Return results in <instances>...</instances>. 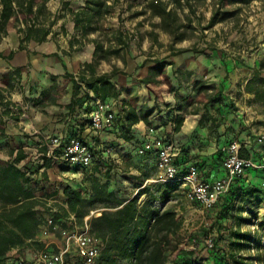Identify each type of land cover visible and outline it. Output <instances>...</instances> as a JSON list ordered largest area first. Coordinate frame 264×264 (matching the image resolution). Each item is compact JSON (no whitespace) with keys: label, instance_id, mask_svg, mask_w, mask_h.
<instances>
[{"label":"crops","instance_id":"1","mask_svg":"<svg viewBox=\"0 0 264 264\" xmlns=\"http://www.w3.org/2000/svg\"><path fill=\"white\" fill-rule=\"evenodd\" d=\"M137 1L139 11L132 17L134 28L125 63L120 58H111L95 65V76L110 74L114 66L117 68L107 80L113 85L112 94L104 98L96 95L115 103L116 116L124 113L123 108L134 110L138 117L144 106L151 110L147 116L149 124L139 119L131 125L129 140L115 135L117 129L96 136L89 132L87 99L81 106L76 103L69 107L72 99L82 97L87 91L95 95L90 89L76 91L75 81L68 75L76 77L83 64L94 59V43L86 41L82 31L75 28L72 14L85 7V0H48L49 16L45 24L49 33L44 41L29 40L19 47L20 32L14 18L9 19L7 35L0 41V92L10 95V111L3 112L0 105V158L12 160L16 150L22 149L26 157L18 166L30 167L28 172L31 171V177L36 180L42 178L46 183L59 185L60 203L61 185H82L81 174L64 165L41 166L36 155L29 158L35 154V131L65 139L79 136L92 144L96 154L105 145L111 146V153L103 154L109 159L106 162L95 160L92 167L101 181H107L110 189L130 197L144 184L155 182L158 176L155 157L136 154L131 144L136 139L143 140L150 126L155 127L159 135L170 134L179 146L176 162L180 170L197 166L204 180L225 176L217 150L230 140L240 142L246 153L242 157L257 162L264 159V142L256 140L264 132V114L258 111V104L252 103L253 94L245 90L254 68L264 62V46L250 51L240 50L228 42L226 47L210 42L200 46L198 39L193 41L189 37L172 45L170 34L155 26L159 17L149 14L145 0ZM238 4H228L226 8L233 9ZM199 6L207 7L206 17L204 11L198 10L202 9ZM211 8L212 0H206L197 6L196 15L190 16L196 22V16L201 15L206 23ZM142 10L145 11L137 13ZM112 19V28L123 27L122 21ZM198 30L199 36L204 37ZM96 35L90 32L86 37ZM174 48L189 50L174 54ZM157 65L162 67L168 80L160 73L151 83L142 82L140 79L147 75L149 68ZM16 70L18 77L10 80L11 87H8L3 76ZM200 81L215 85V89L208 90L214 96L207 104L198 100L202 92L198 90L197 82ZM170 117L182 118L178 131H174V123L169 124ZM235 183L232 182L231 189ZM238 184L244 188L236 189L240 194L261 188L263 193L256 192L254 197H261L264 203V187L261 186L264 169L246 170L242 183ZM34 189L41 194L39 188L35 186ZM23 252L32 255L28 250Z\"/></svg>","mask_w":264,"mask_h":264},{"label":"trees","instance_id":"2","mask_svg":"<svg viewBox=\"0 0 264 264\" xmlns=\"http://www.w3.org/2000/svg\"><path fill=\"white\" fill-rule=\"evenodd\" d=\"M47 1L0 0V41L7 35V23L10 18H14L18 25L19 47L23 42L29 40L44 41L49 33V27L45 24L49 16L46 9ZM117 1L85 0L83 9L72 12L75 28L82 31V36L86 41L94 43L93 61L84 63L81 72L76 77L68 74L70 79L75 81L74 89L76 91L80 89L84 91V86L85 89L92 90L99 97L104 98L112 94L113 85L107 80L108 75L117 72V68L114 66L110 74L95 76V65L100 60H110L111 58H120L125 63V54L132 34L124 26L104 27L106 18ZM145 1V8L149 14L159 17V22L155 26L170 34L173 45L190 37L197 29L203 32L216 21L232 17L237 23V14L241 10L240 5H247L252 0H212L211 14L205 24H202L201 15L196 16V22L190 15H196L197 6L206 0ZM235 3L239 4L233 9L226 8V5ZM184 6L187 8L186 13L183 12ZM51 23L50 21L49 25ZM90 32H96L97 35L87 38L86 35ZM188 50L189 48H174L173 53L177 54ZM160 73L164 80H168L165 73L162 72V67L158 65L150 67L147 75L140 80L144 83H151L152 80H156L155 75ZM16 77H18L17 70L4 75L3 80L6 81L8 87H11L10 80ZM197 83L198 90H202L198 100L207 104L214 96L208 90L215 89V85L204 84L201 81ZM245 90L253 94L252 103L258 104V111L264 114V62L254 68L252 77L245 84ZM88 98V94L85 92L82 97L72 99L69 107L76 103L81 106ZM0 105L3 112L10 111V100L6 99L2 92H0ZM123 111V114L116 116L117 130L114 133L129 140L131 125L139 119L149 124L147 116L151 110L144 106L139 117L134 110L123 108ZM169 120L174 123V131H178L182 124V118L170 117ZM141 142L142 140L136 139L131 143L136 154H138L136 148ZM144 154L155 157L152 153ZM240 155L246 156L243 147H241ZM25 157L26 154L18 148L12 160L0 158V264H7L9 252L12 249L21 250L35 245L42 246L41 241L37 238L42 223L41 210L58 193V189L49 194H40L34 189V178L18 166L19 161ZM107 159H109L108 156H104L101 149L95 155L90 168L81 173L82 185L73 187L70 184H62L63 195L60 206L63 208V205H66L71 212L75 213L79 223H82L88 216L87 222L90 231L103 240L99 264H168L166 250L170 244L171 236L176 235L181 226L175 206L169 202L180 199V182L155 181L144 184L131 197L118 195L116 191L109 188L107 181L99 179L92 167L95 160L106 162ZM218 159H220L219 151ZM43 165L51 166L47 158ZM73 170L77 171L75 168ZM243 176L244 174L237 176L235 182L242 183ZM233 186L232 189L230 186L225 193L226 200L229 202L234 201L233 199L237 196L246 197L249 201V197H254L256 192L263 193L261 188H252L240 194L237 191L243 190V186L240 188ZM261 186L264 187V184ZM142 193L146 194V198L139 202V196ZM224 207L227 206H221V210ZM54 216L56 217V213ZM230 240L232 250L227 254L216 255L215 260L212 259V264H232L231 262L233 264H252V256L243 257L239 254L250 245L247 234L235 231L230 236ZM177 258L178 256L175 257V259ZM258 261L259 264H264L260 258ZM189 264L200 263L191 261Z\"/></svg>","mask_w":264,"mask_h":264},{"label":"built area","instance_id":"3","mask_svg":"<svg viewBox=\"0 0 264 264\" xmlns=\"http://www.w3.org/2000/svg\"><path fill=\"white\" fill-rule=\"evenodd\" d=\"M83 89L86 91L84 86ZM87 94L89 132L96 136L103 132L115 131L117 129L115 103L103 100L90 94L89 91ZM169 124L173 125V121ZM33 136L36 138L35 159L41 166H44V160L47 158L51 166L64 165L70 169L75 168L81 174L90 168L96 155L92 144L79 136H70L65 139L43 131H35ZM256 140L264 142V132L260 133ZM240 150L241 144L238 140H230L221 145L218 151L226 174L208 181L200 178L197 166L181 171L176 162L180 151L179 146L170 134L159 135L153 126L148 128L147 134L136 148L138 154H154L158 171L156 181H179L187 185V197L199 203L203 209L212 207L229 190L237 176L243 175L248 169L264 168V159L257 162L252 158L242 157ZM111 151V146L105 145L102 148L103 154L108 155ZM24 171L29 175L27 168H24ZM63 208V220L67 224V228L63 231V244L57 249L42 247L32 251L31 256H27L22 250L15 249L9 253L7 264H71L72 256L75 257L77 264H99L103 240L90 231L87 217L79 223L75 213L71 212L66 205H63ZM55 212L56 209L53 207L49 212H43L44 222L40 224L37 235L40 241H45L44 238L48 235L47 227L53 224ZM214 245V239L211 237L204 241V248L207 251H211Z\"/></svg>","mask_w":264,"mask_h":264},{"label":"rangeland","instance_id":"4","mask_svg":"<svg viewBox=\"0 0 264 264\" xmlns=\"http://www.w3.org/2000/svg\"><path fill=\"white\" fill-rule=\"evenodd\" d=\"M240 6L237 23L232 17H229L218 21L219 23L217 22L218 24L214 27L204 30V37L199 36L200 32L197 29V33H193L189 39L193 41L198 39L200 46L210 42L213 45L226 47L228 42L231 46L234 45L245 51L264 46V0H252L249 4ZM201 7L199 6V8ZM184 10L187 11L186 6H184ZM198 10L204 11V16H207V7ZM136 11H139L137 0H118L107 16L104 27L112 28L110 23L114 18L122 21L124 28L132 34L134 28L132 17ZM205 20L202 18L203 24H205ZM215 31L216 34H214ZM5 96L6 99L10 98L8 93ZM33 148L35 147L33 146ZM34 155L32 154L29 158ZM26 168L30 170V167ZM30 174H32L31 171ZM34 180L36 181L34 186L40 189L41 194H49L59 186L46 183L42 178L37 180L34 178ZM135 184L137 183L133 182V185ZM234 186L240 188L242 185L237 182ZM179 190L181 192L180 199L169 202L175 206L181 226L176 235L171 236L170 244L166 250L168 264H189L191 261L212 264V259L215 260L216 255L227 254L232 250L230 236L235 231L246 233L250 243L249 247L240 251L239 254L243 257L252 256V264H259V258L264 263V203H262L261 197H249V201H247L246 197L237 196L233 199L234 201L229 202L224 194L212 207L203 209L199 203L187 197V185L180 182ZM145 198V193L140 194L139 202L144 201ZM221 206L227 207L221 210ZM49 207L56 209V217L54 216L53 224L47 227L48 235L44 238L45 241H41L42 246H30L21 249L22 251L32 252L45 246L57 249L63 244V231L67 228V224L63 220L64 210L60 206L58 193L48 201V205L42 208V223L44 222L43 212H49ZM208 237L214 239L215 243L211 251L204 248V241ZM177 256L178 258L175 259ZM231 263L233 264V262ZM71 264H77L74 256H72Z\"/></svg>","mask_w":264,"mask_h":264}]
</instances>
